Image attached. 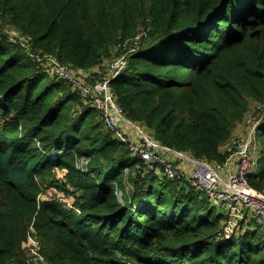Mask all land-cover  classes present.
<instances>
[{
    "label": "trees",
    "instance_id": "obj_1",
    "mask_svg": "<svg viewBox=\"0 0 264 264\" xmlns=\"http://www.w3.org/2000/svg\"><path fill=\"white\" fill-rule=\"evenodd\" d=\"M141 27L146 38L109 84L126 117L174 151L222 164L258 104L245 178L264 194V0H0V264L26 261L30 225L44 264H264V228L223 237L222 215L180 179L127 178L126 193L128 146L18 44L92 74Z\"/></svg>",
    "mask_w": 264,
    "mask_h": 264
},
{
    "label": "built area",
    "instance_id": "obj_2",
    "mask_svg": "<svg viewBox=\"0 0 264 264\" xmlns=\"http://www.w3.org/2000/svg\"><path fill=\"white\" fill-rule=\"evenodd\" d=\"M141 36L139 34L133 39L118 43L117 50L123 52L108 60L100 69L96 68L92 74L74 71L55 59L34 51L28 40L21 39L18 44L45 73L79 91L100 113L105 130L115 140L128 146L129 154L136 163L132 168L124 169V177L141 179L147 174H153L170 180L180 179L186 186L203 192L210 205L222 215L220 234L225 238L238 233L241 224L252 222L255 226L264 228V194L253 190L245 178L251 166L250 144L255 125L249 131V141H233L234 152L224 163L217 164L192 158L160 144L143 127L126 117L109 84L125 69L128 57L135 51ZM127 48L131 50H126ZM90 79L95 81L89 83ZM88 162V158L82 157L75 163V167L86 172ZM174 162L189 166L188 172L176 167ZM62 182L65 180L62 179ZM115 188V194L121 202V191L116 185ZM45 196L56 200L67 210H73L76 214L80 212L71 198L55 187H48ZM26 247L29 256L23 264H44V257L40 255V242L35 239L32 225L28 228Z\"/></svg>",
    "mask_w": 264,
    "mask_h": 264
},
{
    "label": "rangeland",
    "instance_id": "obj_3",
    "mask_svg": "<svg viewBox=\"0 0 264 264\" xmlns=\"http://www.w3.org/2000/svg\"><path fill=\"white\" fill-rule=\"evenodd\" d=\"M139 29L142 32L138 31V34L137 35L142 34L141 38H143V39L146 38V36L148 34V31L145 30V29H142V27L139 28ZM13 31L14 30H11L9 28H6L5 29V33L7 35L8 40L10 38H12V39L15 38L14 37L15 32H13ZM18 39L21 40L22 38H18ZM128 39H132V38L129 37ZM128 39H125V40H128ZM128 49L129 48H127L126 50H128ZM116 51H118V50H117V47L115 46L114 49L112 50V53H115ZM111 59H113V57ZM111 59H108V60H111ZM108 60L103 61L96 68L97 69H100L103 66V64L105 65L106 63L109 62ZM258 107H259L258 104H255L254 102H250V105L248 106V114L245 116V118L243 119L242 122H240V123H238V124L235 125V128L233 130V134H232V140H239L241 142L249 141V134H250L249 131H250L251 127L253 125H255L254 117L257 114ZM126 178L127 177L125 176L124 177V180L122 181V183L124 184L126 193H129L132 190V184L130 183V179H126ZM71 201H72L73 204H75V201L72 198H71ZM40 255L42 256V252L41 251H40ZM41 264H43V263H41Z\"/></svg>",
    "mask_w": 264,
    "mask_h": 264
},
{
    "label": "crops",
    "instance_id": "obj_4",
    "mask_svg": "<svg viewBox=\"0 0 264 264\" xmlns=\"http://www.w3.org/2000/svg\"><path fill=\"white\" fill-rule=\"evenodd\" d=\"M92 72V71H91ZM83 73H87V72H83ZM174 165L178 168H182V170L186 173L188 172L187 170L189 169V166L185 165V164H180L177 162H174Z\"/></svg>",
    "mask_w": 264,
    "mask_h": 264
}]
</instances>
